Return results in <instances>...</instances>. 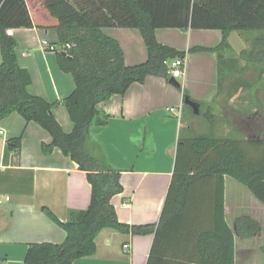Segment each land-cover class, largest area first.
Here are the masks:
<instances>
[{"label": "trees", "instance_id": "16d2710c", "mask_svg": "<svg viewBox=\"0 0 264 264\" xmlns=\"http://www.w3.org/2000/svg\"><path fill=\"white\" fill-rule=\"evenodd\" d=\"M32 28L56 32L57 65L72 76L75 85L60 102L50 103L28 93L30 75L19 66L17 42L6 31ZM104 28L137 29L146 47L145 62L127 66L119 44L102 32ZM166 28L221 33L218 46L189 50L217 55L218 82L227 76L222 52L230 49L229 34L249 36V48L240 54L246 65L237 72L252 67L258 79L264 75V0H0V121L17 113L26 123L45 130L51 143L42 144V152L49 154L58 148L86 174L91 186L89 206L71 211L66 222L42 208L65 232V239L61 244L28 245L23 264H72L92 257L95 239L104 229L153 234L146 264H235L234 235L249 239L259 233L260 223L249 216L236 218L233 231L227 227L224 178L243 185L264 206V135L244 139L217 137L212 132L181 135L159 221L129 226L117 219L111 199L122 192L120 172L106 162L88 130L107 123L97 104L123 95L148 76L171 79L166 63L185 58L186 53L157 42L155 31ZM183 97L193 101L184 90ZM59 105L66 108L74 125L69 134L52 114ZM20 146L21 137L6 143L7 151L17 152Z\"/></svg>", "mask_w": 264, "mask_h": 264}, {"label": "crops", "instance_id": "0c3cea01", "mask_svg": "<svg viewBox=\"0 0 264 264\" xmlns=\"http://www.w3.org/2000/svg\"><path fill=\"white\" fill-rule=\"evenodd\" d=\"M12 30L18 64L31 78L28 93L50 103L67 98L75 88L72 76L60 71L56 53L44 46L46 42L56 47V32ZM102 32L119 44L127 66L147 59L137 29L104 28ZM155 37L159 44L186 53L181 90L165 78L148 76L143 83H133L123 95H113L97 104V110L107 116V123L88 130L106 162L120 172L122 192L112 197L111 204L118 221L129 226L159 221L178 139L193 135L189 123L193 113L186 110L183 90L199 104V115L220 130L229 131L224 122L239 114L236 102L242 100V108L249 105L260 86L247 77L249 71H255L252 67L237 72L246 65L240 54L248 50L249 36L235 31L229 34L230 49L222 52L227 76L221 82L215 53L189 52L194 47L218 46L222 38L219 31L166 28L157 29ZM170 108H181L180 116L169 112ZM52 114L64 133L72 132L74 125L64 106L54 108ZM0 129V264H23L28 245L61 244L65 239V232L45 216L42 208L66 222L71 211L89 206L91 186L86 174L58 148L49 154L42 152L41 145L51 143V137L36 124L26 123L19 114L12 113L0 121ZM17 137H21L20 149L7 151V141ZM239 216L257 220L260 231L249 239L234 235V263L264 264V206L243 185L225 177L224 220L232 231ZM152 241L153 234H121L104 229L95 239V255L72 264H146Z\"/></svg>", "mask_w": 264, "mask_h": 264}, {"label": "rangeland", "instance_id": "374dc122", "mask_svg": "<svg viewBox=\"0 0 264 264\" xmlns=\"http://www.w3.org/2000/svg\"><path fill=\"white\" fill-rule=\"evenodd\" d=\"M71 2V0H67ZM258 72L252 71L248 72L247 77L254 78L256 80V95L254 97L253 102L249 103V105L242 108V100L236 102V109L239 110L238 115H233V118L225 121V125L228 127L227 129L220 130L213 123L210 122L207 118H204L202 115H191L190 125L192 128V134H205L212 132L217 137H231L236 139H244V138H252L253 136H263L264 135V84L262 75L258 79ZM186 110H189L186 108ZM252 110H255L254 112ZM202 112H205V108H202ZM253 115V119L251 120V116L248 118L246 116ZM254 113V114H250ZM226 134V135H225Z\"/></svg>", "mask_w": 264, "mask_h": 264}, {"label": "built area", "instance_id": "2783aa9c", "mask_svg": "<svg viewBox=\"0 0 264 264\" xmlns=\"http://www.w3.org/2000/svg\"><path fill=\"white\" fill-rule=\"evenodd\" d=\"M6 34L8 36H12L13 35V30L12 29H8L6 31ZM44 46L46 47V49H48V51L50 52H56L57 48L51 44H48L46 42H44ZM64 48H69L68 45H66ZM167 66L169 68L168 70V74L170 75V77L172 79H175L178 83L184 78V72H185V58H177L174 59L172 61H168ZM171 113H175L177 115L180 116L181 114V108H170L168 110ZM3 135V131L0 129V139L2 138ZM128 246H124V249H127Z\"/></svg>", "mask_w": 264, "mask_h": 264}, {"label": "water", "instance_id": "95a60500", "mask_svg": "<svg viewBox=\"0 0 264 264\" xmlns=\"http://www.w3.org/2000/svg\"><path fill=\"white\" fill-rule=\"evenodd\" d=\"M169 84L176 88L179 87V83L175 79H172V78L169 80ZM184 104L190 107L194 115H199V104H197L194 101L189 100L188 98L184 99Z\"/></svg>", "mask_w": 264, "mask_h": 264}]
</instances>
